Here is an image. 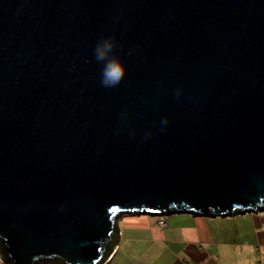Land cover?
Here are the masks:
<instances>
[{
    "label": "water",
    "instance_id": "water-1",
    "mask_svg": "<svg viewBox=\"0 0 264 264\" xmlns=\"http://www.w3.org/2000/svg\"><path fill=\"white\" fill-rule=\"evenodd\" d=\"M102 36L127 67L115 88L92 55ZM258 210L264 0H0L9 264H105L134 213Z\"/></svg>",
    "mask_w": 264,
    "mask_h": 264
},
{
    "label": "crops",
    "instance_id": "crops-1",
    "mask_svg": "<svg viewBox=\"0 0 264 264\" xmlns=\"http://www.w3.org/2000/svg\"><path fill=\"white\" fill-rule=\"evenodd\" d=\"M119 221L121 240L105 264H264V210L134 213Z\"/></svg>",
    "mask_w": 264,
    "mask_h": 264
},
{
    "label": "clouds",
    "instance_id": "clouds-1",
    "mask_svg": "<svg viewBox=\"0 0 264 264\" xmlns=\"http://www.w3.org/2000/svg\"><path fill=\"white\" fill-rule=\"evenodd\" d=\"M118 42L113 36H102L93 47L92 55L96 63L102 64L100 74V85L104 88L118 87L126 77L127 67L124 62L115 55ZM176 95H180L177 90ZM168 119L162 118L160 121L161 128H165Z\"/></svg>",
    "mask_w": 264,
    "mask_h": 264
},
{
    "label": "trees",
    "instance_id": "trees-1",
    "mask_svg": "<svg viewBox=\"0 0 264 264\" xmlns=\"http://www.w3.org/2000/svg\"><path fill=\"white\" fill-rule=\"evenodd\" d=\"M0 252H1V254H2L3 262H4L5 264H9V262H8V260H7V255H6V253L3 251V249L1 248V246H0ZM111 255H112V254H111ZM54 262H56V261H53V260H43V261L40 262V264H53ZM60 262H62V261H60ZM62 264H65V263L62 262Z\"/></svg>",
    "mask_w": 264,
    "mask_h": 264
},
{
    "label": "built area",
    "instance_id": "built-area-1",
    "mask_svg": "<svg viewBox=\"0 0 264 264\" xmlns=\"http://www.w3.org/2000/svg\"><path fill=\"white\" fill-rule=\"evenodd\" d=\"M159 224L162 226V225L165 224V221H164L163 219H161V220L159 221Z\"/></svg>",
    "mask_w": 264,
    "mask_h": 264
},
{
    "label": "rangeland",
    "instance_id": "rangeland-1",
    "mask_svg": "<svg viewBox=\"0 0 264 264\" xmlns=\"http://www.w3.org/2000/svg\"><path fill=\"white\" fill-rule=\"evenodd\" d=\"M0 264H2L1 260H0Z\"/></svg>",
    "mask_w": 264,
    "mask_h": 264
}]
</instances>
